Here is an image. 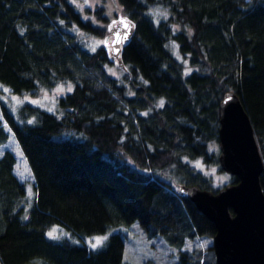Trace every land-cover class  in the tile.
<instances>
[{
    "label": "trees",
    "instance_id": "trees-1",
    "mask_svg": "<svg viewBox=\"0 0 264 264\" xmlns=\"http://www.w3.org/2000/svg\"><path fill=\"white\" fill-rule=\"evenodd\" d=\"M118 2L134 27L115 75L109 31L94 43L82 35L103 37L101 7L0 0V143L13 133L34 176L30 196L5 146L0 264H132L123 259L120 230L96 248L71 237L135 219L177 247L175 264H217L212 243L197 242L213 236V222L177 185L217 189L187 158L218 163L208 141H218V103L227 91L250 118L264 190V0ZM157 5L169 13L157 17ZM59 82L72 91L56 95L52 108L40 104L41 87ZM53 224L71 237H49Z\"/></svg>",
    "mask_w": 264,
    "mask_h": 264
},
{
    "label": "water",
    "instance_id": "water-1",
    "mask_svg": "<svg viewBox=\"0 0 264 264\" xmlns=\"http://www.w3.org/2000/svg\"><path fill=\"white\" fill-rule=\"evenodd\" d=\"M114 22L108 42L122 65L120 46L131 36L134 26L125 15ZM218 106V163L237 180L216 190L180 183L178 191L213 222L212 245L217 264H264V190L260 183L263 160L250 118L237 94L227 91Z\"/></svg>",
    "mask_w": 264,
    "mask_h": 264
},
{
    "label": "rangeland",
    "instance_id": "rangeland-1",
    "mask_svg": "<svg viewBox=\"0 0 264 264\" xmlns=\"http://www.w3.org/2000/svg\"><path fill=\"white\" fill-rule=\"evenodd\" d=\"M76 3L80 4L82 0H75ZM87 7H91L92 10L97 8H102L103 13L105 14V21L100 22L98 20L99 25L103 26L104 33L103 37H97L95 35H84L87 37V40L91 43H94V40L104 41L106 39L109 31L108 23L110 21H114L121 14V5L118 0H83ZM168 9L163 5H157L154 8V14L157 17L166 16L168 14ZM124 14V13H123ZM96 20V19H95ZM108 30V31H107ZM108 39V37H107ZM108 43V42H107ZM122 71V67L114 62V65L111 67V72L115 75H119ZM71 84L69 82H59L52 88L41 87L40 93L38 95L39 103L45 107L52 108L53 107V99L56 95L64 93L67 89H69ZM63 88V92L58 91V89ZM7 98L6 94L4 95ZM1 99V98H0ZM18 99L13 97H9L8 105L11 108L16 107ZM2 101V100H1ZM1 108V107H0ZM5 146H9L15 155V163L13 165V171L16 173L18 178L23 182L25 190H27V194L32 195L34 176L32 170L29 166V163L13 133H11L10 138L6 139L5 142L0 143V153L5 148ZM209 150H214L216 153L218 152V144L217 141L214 140L208 141ZM191 162V164L197 168L202 170L205 174H208L211 178V184L214 188L222 185L223 183L229 181L230 173L224 171L220 168L219 164L213 162L211 160L205 161L201 156L189 157L187 158ZM173 172V171H171ZM166 176V175H165ZM177 176V175H176ZM32 180V182H31ZM176 186L175 181L172 182ZM217 186V187H215ZM63 227L58 224L51 225L46 234L49 232H53L54 235H65ZM114 230H120L124 232L125 244L123 249V259H129V262L132 264H175L178 260V249L177 247L170 243L169 240L166 239L164 235L156 234V235H148L145 231L144 227L139 223L137 219L133 220L131 223L125 225H112L108 227L105 231L88 234V235H74L72 240L78 242H84L85 244L91 246L96 243V239L100 238L102 242L104 238L108 235L109 232ZM100 242V244H101ZM197 242L201 244V247H205L206 244L212 242L211 236H200L197 238ZM98 246V245H97ZM187 247L190 246L189 241L186 242ZM92 247V246H91Z\"/></svg>",
    "mask_w": 264,
    "mask_h": 264
},
{
    "label": "snow or ice",
    "instance_id": "snow-or-ice-1",
    "mask_svg": "<svg viewBox=\"0 0 264 264\" xmlns=\"http://www.w3.org/2000/svg\"><path fill=\"white\" fill-rule=\"evenodd\" d=\"M115 23V22H114ZM124 27L125 28H127L128 27V25L125 23L124 24ZM93 50H95V49H93ZM118 51V50H117ZM58 91H60V92H63V88H61V89H58ZM68 91L69 92H71L72 91V88H71V86H69V89H68ZM164 105V101L163 100H161L160 101V106H163ZM50 111H51V109H49ZM29 123H32V121H29ZM53 235H54V233L53 232H49L48 233V236L49 237H53ZM100 238H97L96 239V243H94V244H92L91 246H92V248H96L97 247V245H99L100 244Z\"/></svg>",
    "mask_w": 264,
    "mask_h": 264
}]
</instances>
